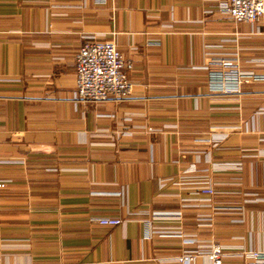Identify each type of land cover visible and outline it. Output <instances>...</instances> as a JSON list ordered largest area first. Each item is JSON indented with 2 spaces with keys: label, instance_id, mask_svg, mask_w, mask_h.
Returning <instances> with one entry per match:
<instances>
[{
  "label": "crops",
  "instance_id": "crops-1",
  "mask_svg": "<svg viewBox=\"0 0 264 264\" xmlns=\"http://www.w3.org/2000/svg\"><path fill=\"white\" fill-rule=\"evenodd\" d=\"M226 2L0 0V264H174L213 242L244 264L264 250V80L215 94L205 67L209 52L264 63V21L235 22ZM109 39L131 96L76 100L80 46ZM206 179L213 195L190 188Z\"/></svg>",
  "mask_w": 264,
  "mask_h": 264
},
{
  "label": "built area",
  "instance_id": "built-area-1",
  "mask_svg": "<svg viewBox=\"0 0 264 264\" xmlns=\"http://www.w3.org/2000/svg\"><path fill=\"white\" fill-rule=\"evenodd\" d=\"M103 3L105 0H97ZM223 10L229 19L235 22L254 23L264 21V0H227ZM127 62L114 40H85L76 55V89L75 99L86 102H104L109 99L124 100L131 96L133 83L128 76ZM207 70V84L215 94H239L245 83L264 80V63L250 61L241 62L238 53H207L205 56ZM223 136L214 135V142ZM264 139V138H263ZM215 167L218 163L213 164ZM193 166L187 172H193ZM165 183H163V186ZM6 186V181L0 180V188ZM203 195H213L215 188L210 179L199 181L196 186L190 187ZM189 188V189H190ZM119 194H122L121 192ZM207 200L209 198H206ZM144 212H131L129 216L139 217ZM175 211H154L152 216L175 217ZM96 220L103 225L116 226L125 219L120 216H100ZM146 236L151 237L156 228L148 221ZM196 239L189 238L185 243H193ZM202 247V246H199ZM204 255L205 261L199 262L198 256ZM226 249L217 242L208 246V250L200 248L182 250L175 258L174 264H226ZM244 264H264V250L250 249L243 253ZM21 264V263H15ZM38 264V263H28Z\"/></svg>",
  "mask_w": 264,
  "mask_h": 264
}]
</instances>
